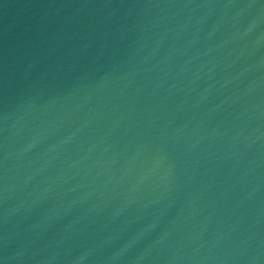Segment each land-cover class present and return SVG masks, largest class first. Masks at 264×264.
Wrapping results in <instances>:
<instances>
[{"label":"water","instance_id":"1","mask_svg":"<svg viewBox=\"0 0 264 264\" xmlns=\"http://www.w3.org/2000/svg\"><path fill=\"white\" fill-rule=\"evenodd\" d=\"M0 264H264V0H0Z\"/></svg>","mask_w":264,"mask_h":264}]
</instances>
